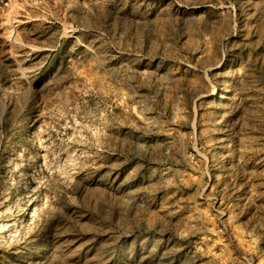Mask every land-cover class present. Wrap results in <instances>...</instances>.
<instances>
[{"label": "rangeland", "instance_id": "obj_1", "mask_svg": "<svg viewBox=\"0 0 264 264\" xmlns=\"http://www.w3.org/2000/svg\"><path fill=\"white\" fill-rule=\"evenodd\" d=\"M252 258L264 0H0V264Z\"/></svg>", "mask_w": 264, "mask_h": 264}, {"label": "built area", "instance_id": "obj_2", "mask_svg": "<svg viewBox=\"0 0 264 264\" xmlns=\"http://www.w3.org/2000/svg\"><path fill=\"white\" fill-rule=\"evenodd\" d=\"M245 262H246L247 264H259L258 262L256 263L255 258H252V260L245 259Z\"/></svg>", "mask_w": 264, "mask_h": 264}, {"label": "bare ground", "instance_id": "obj_3", "mask_svg": "<svg viewBox=\"0 0 264 264\" xmlns=\"http://www.w3.org/2000/svg\"><path fill=\"white\" fill-rule=\"evenodd\" d=\"M230 66H231V65H230ZM213 95H214V96H219L217 92H215ZM224 99H226V98H224ZM33 212H34V211H33ZM40 259H41V258H40Z\"/></svg>", "mask_w": 264, "mask_h": 264}]
</instances>
